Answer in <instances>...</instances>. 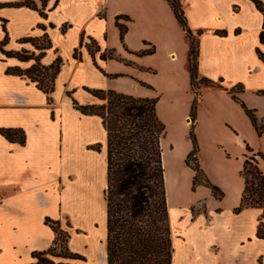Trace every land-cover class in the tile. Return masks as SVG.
<instances>
[{"label": "crops", "instance_id": "0c3cea01", "mask_svg": "<svg viewBox=\"0 0 264 264\" xmlns=\"http://www.w3.org/2000/svg\"><path fill=\"white\" fill-rule=\"evenodd\" d=\"M34 2L40 7L39 0ZM180 2L189 27L201 31L199 75L214 81L221 78L224 88L240 83L243 90L236 95L263 118L264 63L256 53L257 48L264 53L259 42L261 13L250 0ZM45 11L44 18L25 5L0 6V42L7 38L4 50L37 54L30 42L21 39L46 33L50 47L40 63L47 66L56 57L62 59L48 104L34 82L5 72L7 67L29 68L34 60H19L0 51V128H21L25 134L23 144L0 134V264H30L35 261L33 252L48 250L55 233L46 219L58 222L68 234V251L81 256L55 261L106 264V131L99 116L73 107L72 98L79 104L101 102L84 88L156 97V112L166 133L172 126L186 134L181 159L188 193L194 199L169 203L166 195L171 264H264V238L256 235L261 209L233 211L244 187L240 170L245 146L264 154V132L257 134L239 103L224 89L201 86L194 127L197 161L223 196L214 197L203 185L191 190L194 172L185 163L191 149L193 99L187 40L168 2L47 0ZM116 18L125 27L122 40ZM90 40L99 47L93 56L86 46ZM75 49L78 58L73 57ZM148 49L152 53L138 54ZM109 50L114 57L101 59L100 53ZM162 58L169 66L181 68V85L179 72L170 68L161 74L166 85L157 89L153 61ZM165 136L162 146L174 152V142ZM94 144L99 149L90 147ZM162 157L164 162L163 148ZM258 166L264 176V160L258 158ZM175 194L178 199L185 195L177 185Z\"/></svg>", "mask_w": 264, "mask_h": 264}, {"label": "trees", "instance_id": "16d2710c", "mask_svg": "<svg viewBox=\"0 0 264 264\" xmlns=\"http://www.w3.org/2000/svg\"><path fill=\"white\" fill-rule=\"evenodd\" d=\"M37 7L34 0H15L0 3V6L25 5L38 11L41 17H46L47 0H39ZM184 32L187 40V67L189 73V87L193 99L189 110L190 127L188 135L191 149L185 157V163L194 174L191 179V190L203 185L211 190L216 198H221L223 192L213 185L205 176L197 161L198 145L194 132L196 120V106L200 96L201 86L224 89L233 100L239 103L249 118L251 125L258 135L264 132V117L258 118L253 108H248L236 95L243 90L240 83L230 88H224L222 79L214 81L198 73L199 36L201 31H192L180 0H166ZM262 15L259 31V42L264 44V3L261 0H250ZM119 28V38L122 40L125 27L115 20ZM44 28V25L39 24ZM65 26L62 27L64 29ZM224 35V31H216ZM6 36L0 42V51L5 56H14L19 60L33 59L34 63L26 69L7 67L5 72L25 76L34 82L36 87L46 94L47 103L51 104V93L54 89V79L62 63L56 57L50 65L40 63L45 49L50 47V41L44 33L39 38L25 37L23 42H30L38 53L34 51H7L3 49ZM82 43V40L81 42ZM91 56L99 50L94 40L86 44ZM153 49L140 51L138 54H150ZM259 60L264 63V53L256 49ZM73 57L78 58L75 49ZM112 50L100 53L101 59L113 58ZM93 96L101 100L100 103L79 104L72 98V105L83 114H95L102 120L106 131V264H171L172 245L169 217L162 165L161 139L165 136L164 123L156 112V97H139L107 89L84 88ZM70 95V92H67ZM0 134L9 141L23 144L25 134L21 128H0ZM99 144L91 148L99 149ZM245 159L240 175L243 177L244 187L239 205L233 208L239 212L246 207L261 209L256 235L264 238V176L258 166V158L264 160V154L253 152L246 145ZM54 230L55 236L50 248L46 251L33 252L35 259L30 264H70L55 261L53 258L76 259L80 255L70 253L66 247L68 234L59 227L57 221L46 219ZM59 248V249H58ZM261 262V260H259Z\"/></svg>", "mask_w": 264, "mask_h": 264}, {"label": "rangeland", "instance_id": "374dc122", "mask_svg": "<svg viewBox=\"0 0 264 264\" xmlns=\"http://www.w3.org/2000/svg\"><path fill=\"white\" fill-rule=\"evenodd\" d=\"M155 65V69L157 70L158 74H154L152 80L155 86L158 90L162 89L163 86H165V79L161 75L165 71H168L170 68L174 70L176 69V72H179V83L182 84L183 80L181 78V71L180 67L178 65H168L167 62L162 58L160 61L157 62V60L153 61ZM166 139L171 140L175 144V151H170L166 145L164 147L161 143V148L164 150V162L162 159V165L164 168V175L166 173V184H165V190L166 195H168L169 203L174 202H182V201H189L194 199L193 195L188 193L187 185H186V172L183 169L182 166V151L185 147H187V139L185 132L179 127H170L167 130L166 133ZM177 145V148H176ZM163 158V157H162ZM174 175H176V180L174 179ZM165 177V176H164ZM176 185L181 188L182 192L185 193L181 195V198L178 199V197L175 194V187ZM183 198V199H182ZM194 205L191 206L192 213H194L193 209ZM198 209H203L202 207H198ZM59 249V248H58Z\"/></svg>", "mask_w": 264, "mask_h": 264}]
</instances>
